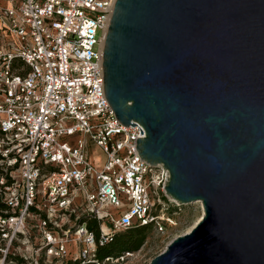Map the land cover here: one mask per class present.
<instances>
[{
  "label": "built area",
  "instance_id": "1",
  "mask_svg": "<svg viewBox=\"0 0 264 264\" xmlns=\"http://www.w3.org/2000/svg\"><path fill=\"white\" fill-rule=\"evenodd\" d=\"M115 1L0 0V264H105L124 256H97L113 234L174 224L168 170L105 95Z\"/></svg>",
  "mask_w": 264,
  "mask_h": 264
},
{
  "label": "water",
  "instance_id": "2",
  "mask_svg": "<svg viewBox=\"0 0 264 264\" xmlns=\"http://www.w3.org/2000/svg\"><path fill=\"white\" fill-rule=\"evenodd\" d=\"M103 76L165 194L203 209L149 264H264V0H116Z\"/></svg>",
  "mask_w": 264,
  "mask_h": 264
},
{
  "label": "rangeland",
  "instance_id": "3",
  "mask_svg": "<svg viewBox=\"0 0 264 264\" xmlns=\"http://www.w3.org/2000/svg\"><path fill=\"white\" fill-rule=\"evenodd\" d=\"M90 156L96 162H102L104 155L102 151L91 145ZM174 224H167L165 232H159L154 227L148 231L147 237L141 247L134 252H124L123 258L115 261L114 259L105 264H149L150 261L163 252L167 245L178 235L189 232L198 217L202 213L200 203L177 205L173 208ZM130 254V255H129Z\"/></svg>",
  "mask_w": 264,
  "mask_h": 264
},
{
  "label": "trees",
  "instance_id": "4",
  "mask_svg": "<svg viewBox=\"0 0 264 264\" xmlns=\"http://www.w3.org/2000/svg\"><path fill=\"white\" fill-rule=\"evenodd\" d=\"M175 207L176 206H171L167 210V213L172 217L175 213V211H173ZM151 227V225H133L123 231L113 234L108 241L97 246V256L100 259L109 256L114 258L122 255L124 252L137 251L144 243Z\"/></svg>",
  "mask_w": 264,
  "mask_h": 264
},
{
  "label": "bare ground",
  "instance_id": "5",
  "mask_svg": "<svg viewBox=\"0 0 264 264\" xmlns=\"http://www.w3.org/2000/svg\"><path fill=\"white\" fill-rule=\"evenodd\" d=\"M198 203H200V202H198ZM200 205H201V203H200ZM201 208H202V206H201ZM202 215H203V209H202V213H201V215L198 217L197 220H199V219L201 218ZM129 255H130V254H129Z\"/></svg>",
  "mask_w": 264,
  "mask_h": 264
}]
</instances>
